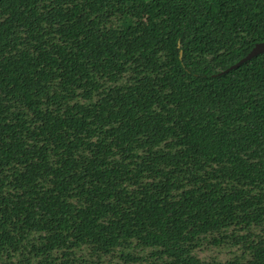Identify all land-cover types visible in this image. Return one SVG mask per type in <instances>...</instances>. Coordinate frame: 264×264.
Segmentation results:
<instances>
[{
	"label": "trees",
	"instance_id": "obj_1",
	"mask_svg": "<svg viewBox=\"0 0 264 264\" xmlns=\"http://www.w3.org/2000/svg\"><path fill=\"white\" fill-rule=\"evenodd\" d=\"M260 41L264 0H0V264H264V52L213 75Z\"/></svg>",
	"mask_w": 264,
	"mask_h": 264
},
{
	"label": "water",
	"instance_id": "obj_2",
	"mask_svg": "<svg viewBox=\"0 0 264 264\" xmlns=\"http://www.w3.org/2000/svg\"><path fill=\"white\" fill-rule=\"evenodd\" d=\"M264 52V41H260L255 43V45L251 48V50L242 58H240L238 61H236L235 63L231 64L230 66H228L225 69H222L220 71H218L217 73L213 74V75H221L224 74L236 67H238L239 65L243 64L244 62L250 60L251 58H253L254 56L263 53ZM181 53L180 52V57H181Z\"/></svg>",
	"mask_w": 264,
	"mask_h": 264
}]
</instances>
